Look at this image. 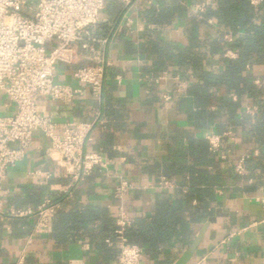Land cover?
<instances>
[{"label": "crops", "instance_id": "crops-1", "mask_svg": "<svg viewBox=\"0 0 264 264\" xmlns=\"http://www.w3.org/2000/svg\"><path fill=\"white\" fill-rule=\"evenodd\" d=\"M198 2L205 1L158 0L163 23L149 21V7L137 2L127 26L123 8L106 1L101 17L109 22L103 28L112 31L101 97L83 87L70 104L39 98L37 112L59 135L68 124L93 123L85 151L101 153L109 168L94 171L64 195L70 180L47 155L48 141L35 132L1 184L4 209L35 207L45 198L59 208L40 234H33V218L0 219V264H118V249L107 240H114L120 206L131 222L129 240L142 250L139 264H177L198 238L185 264H264V159L254 137L264 127L255 128L257 107L245 93L210 87L202 108L187 94L198 82L196 73L222 71V59L237 58L229 49L212 53L209 45L222 29L214 19L199 23L192 12ZM228 35L232 40L225 33L223 41L231 42ZM190 53L200 57L198 69L188 63ZM78 66L57 65L55 81L75 85ZM247 73L264 87L255 83L264 77V64L246 65L242 75ZM165 93L172 98L164 100ZM12 112L3 98L0 115ZM211 134L221 136L215 152L206 138ZM242 158L244 172L238 174ZM118 176L131 186L123 201L115 197ZM162 178L175 186L163 187Z\"/></svg>", "mask_w": 264, "mask_h": 264}, {"label": "built area", "instance_id": "built-area-1", "mask_svg": "<svg viewBox=\"0 0 264 264\" xmlns=\"http://www.w3.org/2000/svg\"><path fill=\"white\" fill-rule=\"evenodd\" d=\"M107 0H0V101L4 98L13 105L11 115H0V219L35 220L33 234L48 229L50 219L59 208V202L45 198L35 207L4 209L5 193L1 184L7 170L24 157L32 145L35 132L42 133L49 145L47 155L63 167L70 183L64 195H70L75 184L84 181L94 171L106 172L110 161L99 152H86L85 145L91 140L93 123L78 122L68 124L62 134L56 133V125L47 117L38 114L37 100L44 98L70 104L83 95V87L99 99L103 92L106 68L110 65L107 46L110 32L103 25L109 21L101 17ZM123 8L122 19L129 26L132 20L128 15L137 2L145 6L157 7V0H112ZM260 0H251L257 5ZM205 2L193 5L196 19H202ZM227 40L231 41L229 35ZM227 57H234L228 51ZM59 64L79 65L72 72L75 85L55 81V69ZM120 83V77H115ZM264 85V77L255 81ZM183 92V86L177 89ZM169 93L163 95L170 100ZM256 108H248L254 113ZM210 149L220 148L221 136L208 135ZM244 159L236 164L238 174L244 172ZM38 178L36 174L31 175ZM163 187L175 185L162 178ZM130 184L118 176L115 197L123 201ZM116 230L113 242L118 249V264H139L142 257L140 247L131 244L125 230L131 222L122 206L116 216ZM21 264V259L17 262Z\"/></svg>", "mask_w": 264, "mask_h": 264}, {"label": "trees", "instance_id": "trees-1", "mask_svg": "<svg viewBox=\"0 0 264 264\" xmlns=\"http://www.w3.org/2000/svg\"><path fill=\"white\" fill-rule=\"evenodd\" d=\"M206 4L205 13L199 23L205 24L207 19H214L218 27L222 29L219 37L210 43L212 53L221 49H229L236 53L234 60L222 59L224 69L219 72L196 73L198 82L189 86L187 94L192 96L198 107L202 108L208 104L211 95L210 87L223 86L228 92L236 94H247L257 107V114L254 117L255 128L264 127V87L255 86L252 76L247 73L242 75L246 65L264 64V0H260L257 5H252L251 0H204ZM145 14L149 21L163 23L164 13L158 7L150 6ZM232 36L231 42L223 41L224 34ZM199 56V55H198ZM203 57H206L203 55ZM188 63L195 69L200 67V57H195L190 53ZM237 104H229L234 111ZM262 135H254L259 145L261 154L259 158L264 159V130ZM192 191V189H191ZM125 236L130 242L127 231ZM113 233V239L115 236ZM131 243V242H130ZM132 244V243H131Z\"/></svg>", "mask_w": 264, "mask_h": 264}, {"label": "water", "instance_id": "water-1", "mask_svg": "<svg viewBox=\"0 0 264 264\" xmlns=\"http://www.w3.org/2000/svg\"><path fill=\"white\" fill-rule=\"evenodd\" d=\"M199 242V238L196 239L191 245L190 247L187 249V251L183 254V256L181 257V259L178 261L177 264H185L191 257V255L193 254V252L195 251L197 244Z\"/></svg>", "mask_w": 264, "mask_h": 264}]
</instances>
